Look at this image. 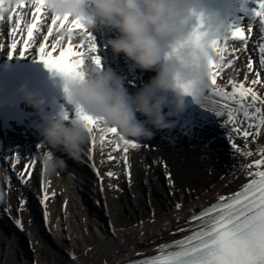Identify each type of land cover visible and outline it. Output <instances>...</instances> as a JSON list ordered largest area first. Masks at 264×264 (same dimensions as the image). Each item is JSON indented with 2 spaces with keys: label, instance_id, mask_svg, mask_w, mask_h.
<instances>
[{
  "label": "bare ground",
  "instance_id": "1",
  "mask_svg": "<svg viewBox=\"0 0 264 264\" xmlns=\"http://www.w3.org/2000/svg\"><path fill=\"white\" fill-rule=\"evenodd\" d=\"M238 1L240 2L238 6L243 9H253L254 7L255 0H247L248 2H244L245 0ZM33 11L34 9L25 1V4L19 7L16 12L19 15L15 14L16 19L13 22L7 19L8 11L2 13L4 19L0 20V44L4 45V47L0 49V64L19 59L16 57L9 59L7 56L10 50V39L11 42L13 39L18 41L17 50H19L22 47V41L27 38L26 30L21 32L17 29L16 35L13 37L9 35V29L10 27L16 28L17 18L21 20V28L31 23ZM44 11L46 13V10ZM246 18L256 19L258 25L255 27L253 23L245 22ZM41 19L40 31L34 33V41L30 53H35L36 47H34V44L36 40L41 37L43 41V36L46 35V28L51 23L49 14H42ZM223 22L225 34L228 32L226 26L229 23L233 24L232 27L240 26L244 28L251 51L246 49L244 43H237L238 45L233 47L230 46L232 41L228 39L226 42L228 52L224 56V64L226 66L217 77V83L223 87L229 79L236 83L243 82L245 83V87L254 88L258 95L264 98L263 83L259 85H252L250 83L256 78L255 72L261 70L259 67L261 55L259 47L261 44H264V30L261 29L259 18L254 15H247L245 17L243 13L237 12L233 5L226 8ZM249 27L252 29L251 33L248 32ZM43 31L44 34L42 36ZM52 39L53 37H49V41ZM75 39L78 42L80 39L79 35ZM94 42L97 46L98 42L96 38H94ZM99 48H102V44H100V47L97 46V50ZM250 55L253 58V69L251 71L247 67ZM229 60L232 62L231 66H227ZM234 63L241 70L251 72L253 76L249 77L248 81H245L241 74L235 73ZM131 65L132 63L125 59L122 65H120V62H117L114 65L116 68L111 70H113V73L116 70V76L121 78L122 81H131V84H135L136 86L137 84L148 82L155 75V70L141 71L137 68L134 70L131 68ZM85 66L96 67L91 58L85 59ZM129 73L131 74L125 77V74ZM137 74L139 75V83L136 80L132 81L134 77L137 78ZM131 75L132 77L130 78L129 76ZM143 75H146V77ZM262 78H264V75ZM225 91H231V86L226 87ZM218 99H212L216 106L214 111L210 112L203 108L199 109L200 113H207L213 116L215 120V123H212L213 127H196L192 130V134L189 135L183 130L180 121L173 118V125L175 126L163 130V132L155 131L152 139L136 140L129 138V140L138 143L140 147L129 148L126 154L127 164H125L123 159L125 155L123 153V144L118 141V137L111 133L104 134L105 139L101 143L100 136L102 133L95 129V144H93L92 137H90L88 143L83 148L79 161L70 159L62 151L58 152V150L51 149L50 146L43 144V138L40 135L35 139L30 137L20 139L19 136L10 132L11 134L9 135L10 138L12 137V140L7 139V141L3 136L2 139L4 141L0 140V143L3 142L2 145L0 144L3 148L0 150V172L3 173L5 170L6 172H17V175H15L17 180L23 183H30L31 176L29 173L31 168L35 167L39 177L37 184L41 195L37 198L36 205L31 207L33 209L32 212L29 211V199L19 188H15L11 183H7L6 188L11 190L13 194L9 200H4L6 205L4 206L10 214L12 222L15 224L12 229L20 223H24L26 229H28L27 233L30 235L29 239L31 241V252L29 253L34 260L33 264H132L135 260L155 255L156 249L160 245L172 243L191 234L192 226L188 223L190 216L193 213H198L202 208L215 203L218 195H229L240 190L242 185L248 181L246 172H242L241 165L251 163L253 159L259 158L258 156L242 158L232 149L231 142L240 146V144L244 145V141L238 137L230 139L232 125L225 127L224 121L226 116L217 117L214 115L216 111L220 110V104L216 103ZM72 117L75 121V114ZM229 139L231 142H229ZM117 142L121 145L119 149H116ZM18 144H20L19 148L17 147ZM259 147H264V131L254 142L249 139L247 143L248 151L255 153ZM49 150L54 151V153L58 152V157L66 162V167L58 169L61 172H65L67 175L65 178L61 179L59 177L58 170L53 175H45L43 172L38 151L42 154ZM211 151L226 153L227 157H229L228 163H224L222 166L219 165L221 160L216 159ZM35 152L38 153V156ZM110 156L113 158H110ZM218 166L224 167V169L220 171V167L218 168ZM153 167H157L159 171L160 169L161 171L163 170L167 179L166 181L170 183L173 191L175 187L181 190L185 187L184 192L186 193L187 190L189 194L179 195V192L178 194H173L172 197L177 199L174 203H162L149 196L147 205L151 209L147 211L143 202H141V195L137 192V182L141 178H145L149 183V191L156 188L151 186L150 183L152 177L156 174L158 175L153 170ZM194 168L197 169L198 174H195ZM109 173H112V175L109 176ZM207 174H211L215 179L211 178L208 183L204 182L205 175ZM74 175L80 176L83 179L82 182L84 183L81 188L83 194L86 193L92 198L93 193L91 192L95 188L94 191L101 192L103 196L107 195V206L103 202V213L107 217L109 232L107 236H102L95 234L91 231L92 229L88 228L92 224V219H90V210L88 207H85L84 213L81 212V217H78L79 226L77 227L79 231L83 232V244H78L79 246L71 244L69 245L67 255L59 256L57 252L51 250L45 244L43 235L40 234L38 229L39 226L41 227V223L47 229L53 228L56 213H59L58 211L61 210L62 204L65 202L66 196L62 199L60 195H68L73 191L71 186L68 187L65 184ZM169 176L171 179H169ZM98 180L100 183H98ZM200 181L204 182V184H200ZM125 189L132 194V199H130L131 203L135 204H133V207L126 208L128 204H124L125 201L121 205L120 199H122ZM45 194L47 195L46 200L44 199ZM54 195H58L59 198L54 199ZM134 197L136 200L133 199ZM81 203V199L80 203L78 200L77 208H84L81 207ZM177 203L181 204L179 210L175 207ZM89 207H92V205L89 204ZM134 207L138 210L137 214L133 211ZM180 229H189V231H179ZM4 243L5 246L2 248ZM72 243H75V241L73 240ZM16 247V239L0 231V256H2L0 257V261L3 264H13L16 262ZM2 252L3 255H1ZM25 262L26 264H30L29 256H27Z\"/></svg>",
  "mask_w": 264,
  "mask_h": 264
},
{
  "label": "clouds",
  "instance_id": "2",
  "mask_svg": "<svg viewBox=\"0 0 264 264\" xmlns=\"http://www.w3.org/2000/svg\"><path fill=\"white\" fill-rule=\"evenodd\" d=\"M46 12L71 19L83 18L89 31L98 26L114 29L116 38L107 40L114 54H123L135 68L155 70L156 74L134 94L111 70L81 68L82 78L59 74V86L67 89L71 104L98 119L104 128H114L125 139H151L155 131L173 127L174 116L193 105L214 111L208 96L207 68L200 50L186 43L201 18L202 33L208 40L225 38L224 22L219 12L205 8L203 0H46ZM181 85H190L185 95ZM24 98L39 111L44 101L26 92ZM137 113L144 117L140 120ZM42 143L79 161L90 134L81 122L45 116L36 124ZM45 175L66 167L54 151L39 157ZM6 180L4 173L0 172Z\"/></svg>",
  "mask_w": 264,
  "mask_h": 264
},
{
  "label": "snow or ice",
  "instance_id": "3",
  "mask_svg": "<svg viewBox=\"0 0 264 264\" xmlns=\"http://www.w3.org/2000/svg\"><path fill=\"white\" fill-rule=\"evenodd\" d=\"M27 3L34 11L32 21L21 28V20L17 18L16 28L9 32L10 36H15L17 29L21 32L26 30L27 38L22 41V47L17 50L16 39L9 45L7 53L9 59L29 58L34 33L40 31L41 15H47L44 10L46 0H27ZM5 0H0V20L4 19L2 13ZM25 4V0H16L17 7ZM257 7L253 9L254 16L259 18L261 29L264 30V0H255ZM9 8H12V0H9ZM15 13V9H12ZM9 21L12 15L7 17ZM51 23L46 28V35L39 47L35 49L36 55L33 60L43 62L46 68L68 78H82L80 71L85 64L86 58H91L94 64L99 67L101 60L97 52L94 38L85 28L83 18L71 19L68 16L59 17L50 15ZM201 18L197 16L189 36V45L200 50L207 68L209 89L208 96L211 99L219 98L216 103L220 104V110L215 112L217 117H225L224 126L232 125L230 139L235 137L244 141V145L237 146L234 142L231 147L242 158H252L251 163L242 164V172H246L248 181L242 185L241 189L229 195H218L215 203L206 208H202L198 213H193L188 223L191 227V234L176 240L172 243L162 244L156 249V254L135 260L132 264H264V147L257 148L256 152L247 150L249 139L253 142L262 135L264 131V98H261L252 87H245V83H236L229 79L223 87L217 83V77L224 67V56L228 52L226 42L229 38L233 41H240L245 44L247 50L248 37L244 28L235 26L225 34L224 41L208 40L206 33H202L200 28ZM251 27L248 32L251 33ZM55 32V35H54ZM79 35L77 42L75 37ZM49 37H53L49 41ZM4 45L0 44V49ZM235 51V49H233ZM261 53L259 67L264 70V44L259 47ZM231 60L227 66H231ZM248 69H253V58L250 55L247 63ZM262 72H255V79L250 83L259 85ZM248 81L247 75L244 77ZM231 86V91L225 88ZM185 95H191L190 85H181ZM67 92V89H65ZM222 102V103H221ZM194 110L183 117V130L189 135L195 127L202 128L205 124L215 123L213 116L207 113H200V106L194 105ZM63 119H69L67 113H61ZM75 121L81 122L92 137L95 144L94 129L102 133L101 143L107 133L114 134L118 141L123 144V156L127 164V152L129 148H138L140 145L133 140L119 137L114 128H104L101 122L91 117L78 106L75 112ZM117 142L116 149L120 148ZM114 149V150H116ZM110 158H113L110 156ZM31 175V173H29ZM112 173H109L111 176ZM130 175V174H129ZM169 179L171 177L169 176ZM44 199H47L45 194ZM176 209L181 208V204H176ZM19 223V222H17ZM179 231H189L180 229Z\"/></svg>",
  "mask_w": 264,
  "mask_h": 264
},
{
  "label": "rangeland",
  "instance_id": "4",
  "mask_svg": "<svg viewBox=\"0 0 264 264\" xmlns=\"http://www.w3.org/2000/svg\"><path fill=\"white\" fill-rule=\"evenodd\" d=\"M255 4V3H254ZM256 5V4H255ZM257 7V5H256ZM247 15H245L246 17ZM249 16V15H248ZM252 16V15H251ZM245 22H251L255 25H258V21L256 19H252V18H246ZM47 25V24H46ZM246 25H248V23H246ZM44 34V31L42 32V36ZM42 42L41 37L38 38L34 44V47H37L40 43ZM239 43L243 44V42L240 41H232L230 46H236ZM6 44V41H5ZM98 47H100V44L97 45ZM32 50V49H31ZM225 58V57H224ZM235 64V63H234ZM237 64H235V73L236 74H241L243 77H245V75H247V77H251L253 76V74H251V72H247V71H243L241 70V68L236 66ZM261 71V70H260ZM262 72V76L264 75V71ZM261 76V78H262ZM262 83L264 85V78H262ZM254 89V88H253ZM229 142H231V140L229 139ZM232 145V142L230 143ZM19 145H17V147L19 148ZM243 144H240V146H242ZM147 147V145H146ZM3 149V148H2ZM233 149V148H232ZM59 152V151H58ZM55 153V156H59V153ZM214 156L216 157V159L221 160V163L219 165L222 166V164L224 163H228L229 161V157H227L226 153H216L214 151H211ZM36 155L38 156V153L41 155L40 151L35 152ZM34 153V154H35ZM220 162V161H219ZM220 166H218L219 168ZM195 170H193L195 172V174H198L197 169L194 168ZM224 167H220V171L223 170ZM153 170L158 173V175L156 174L154 177H152L150 183L151 186H154L156 188L152 189L151 191H149V183L147 181V179H143L141 178L139 182H137V192L139 195H141V202H143L145 208L147 209V211H149L151 208L147 205L149 202V196L155 198L156 200L162 202V203H167V202H175L177 199L173 198L172 195L173 194H178L179 195H188L189 191L186 190V193L184 192L185 187H183V189L181 190L178 187H175L174 191L173 188H171L170 183H167V179L165 178V173L163 172V170L160 171L157 170V167H153ZM192 171V172H193ZM3 173L6 175L7 179L5 180L3 176H0V231L1 233L6 234L7 236H11L13 238L16 239L17 241V247H16V262H14L13 264H26L25 260L27 258V256H29L30 259V264L34 263V260L31 257V254L29 252H31L30 247H31V241H30V235L27 233L26 226L24 223H20L19 225H16L14 227V229H12L13 225H15L12 220H11V216L10 214L7 212L6 210V205H5V201L6 199L9 200L10 196H12L13 192L11 190H9L7 187V183H11L12 185L15 186V188H19L21 192L24 193V195H26V197L29 199L30 202V206H29V211L32 212V208L33 206L36 205V201L38 200L37 198L41 195L40 191H39V187L37 184V181L39 179L36 168L34 167L33 169L31 168L30 173H31V182L30 183H23L20 180H17L15 175H17L15 172H11V171H3ZM58 175L61 179L65 178V176H67L65 174V172H61V170H58ZM163 175V176H161ZM144 176V175H142ZM206 177V178H205ZM205 181L207 182L210 181L211 178H214L211 174H207L205 175ZM215 179V178H214ZM154 180V181H153ZM83 179L80 176L74 175L72 177H70L69 181L65 184V186L68 187H72V192H70L68 195H60V197L62 199H64L65 197V202L62 204V208L61 210H59L58 214L56 213V217L54 220V226L52 229H47L45 227L42 226L41 223V227L39 226L38 231L40 232V234L43 235V239L45 241V244L51 249L54 250L55 252H57V254L59 256L62 255H67L68 251H69V245L73 244L75 246H79L78 244H83L82 239H83V232L79 231L77 229V227L79 226V220L78 217H81V214L84 213L83 211H85V207L90 210V219H92V224L90 227V230L92 232H94L97 235H108V226H107V217L106 215L103 213V202L106 204L107 206V195L101 194V192L98 191H94L95 188L93 189V191L91 193H93L92 198L89 197L86 193L83 194V192L81 191V188L83 187V183L82 182ZM102 182V181H101ZM201 182V181H200ZM204 182L200 183V184H204ZM98 183H100V181L98 180ZM177 189H179V191H177ZM80 190V191H79ZM131 196L132 194L127 191L126 189L123 191L122 194V199H120L121 205L127 203L128 207L126 208H130L133 207V204L131 203ZM59 198L58 195H54L53 198ZM57 198V199H58ZM60 198V199H61ZM131 198V199H130ZM173 198V199H172ZM80 199H81V207H84L82 209L77 208V202L79 200L80 203ZM133 199L136 200V198L134 197ZM122 200V201H121ZM130 200V201H128ZM89 204L92 205V207H89ZM5 205V206H4ZM135 205V204H134ZM95 206V207H93ZM133 211H135L137 214L138 210L134 207ZM82 212V213H81ZM36 213V212H35ZM81 213V214H80ZM37 222V221H36ZM35 222V223H36ZM87 233V231H86ZM73 240L75 241V243H72ZM79 242V243H77ZM5 246V243L3 244L2 248ZM3 250V249H2ZM27 252V253H26ZM29 253V255H28ZM3 255V252L2 254ZM2 257V256H0ZM1 260V258H0ZM0 264H3L2 261H0Z\"/></svg>",
  "mask_w": 264,
  "mask_h": 264
}]
</instances>
